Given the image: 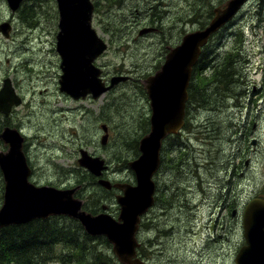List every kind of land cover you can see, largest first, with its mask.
I'll return each mask as SVG.
<instances>
[{"label": "rangeland", "instance_id": "rangeland-1", "mask_svg": "<svg viewBox=\"0 0 264 264\" xmlns=\"http://www.w3.org/2000/svg\"><path fill=\"white\" fill-rule=\"evenodd\" d=\"M118 1L111 5L112 0H92V27L107 44L94 65L105 84L116 76L127 77L97 100H73L59 91L54 0H26L15 11L9 38L0 35V88L8 78L23 99L9 117L0 115V129L13 127L24 136V154L33 171L30 181L56 189L82 184L79 197L87 201V211L105 212L115 219L119 214L115 191H105L79 166V150L104 161V180L135 184L127 163L139 155L137 139L143 133L138 126L150 115L141 80L162 65L166 47H174L184 34L202 28L199 22L206 25L213 8L227 0ZM10 14L5 0H0V23L9 22ZM240 30L242 39L234 40ZM220 31L203 48L206 68L200 76L210 78L231 52L228 96L213 99V108L195 113L191 130L176 137L171 149L165 145L161 151L156 204L142 218L137 235L146 245L150 264H235L244 245L241 223L227 213L218 217L215 231L210 226L203 231L200 223L209 211L216 213L207 208V204L214 207L207 202L229 201L237 211L249 199L264 197V0L246 3ZM197 82L194 78L191 83ZM232 89L243 108L232 107ZM102 125L107 128L104 145ZM228 162L232 166L227 174ZM2 187L0 176V206ZM211 219L214 222L216 217ZM95 249L115 261L111 248L100 241ZM58 257L53 264H67L65 255Z\"/></svg>", "mask_w": 264, "mask_h": 264}, {"label": "water", "instance_id": "water-1", "mask_svg": "<svg viewBox=\"0 0 264 264\" xmlns=\"http://www.w3.org/2000/svg\"><path fill=\"white\" fill-rule=\"evenodd\" d=\"M23 0H6L13 13ZM249 1L228 0L213 9V17L201 30L185 34L180 43L169 48L162 66L152 76L142 81L149 101V131L138 142L139 156L128 163L135 185L111 184L98 179L106 190L117 189L119 206L117 218L100 213L93 215L82 210V201L73 197L79 188L56 189L36 186L29 181L31 169L23 153L24 137L14 128H4L0 140L7 147L0 151V172L3 179V198L0 207V230L20 226L37 219L66 216L79 223L89 237H102L111 246L116 264H146L137 257L139 248L137 233L141 216L153 205V175L160 164L162 142L167 136L176 135L183 126L187 89L191 72L201 49L212 34L229 23ZM58 12V32L55 50L60 58L61 75L59 91L74 100L88 95L96 100L102 94L125 82L127 77L117 76L108 86L99 78L101 70L94 61L101 56L107 45L92 27V0H55ZM9 24H0V33L8 37ZM143 30L139 34L145 33ZM20 104L11 83L5 79L0 90V113L4 116L12 106ZM104 132L106 128L103 127ZM107 136L102 137L104 144ZM78 163L95 177L105 169L104 161L80 152ZM244 245L238 250L235 264H264V199L254 198L246 206L241 218Z\"/></svg>", "mask_w": 264, "mask_h": 264}, {"label": "trees", "instance_id": "trees-1", "mask_svg": "<svg viewBox=\"0 0 264 264\" xmlns=\"http://www.w3.org/2000/svg\"><path fill=\"white\" fill-rule=\"evenodd\" d=\"M103 1L109 2V0ZM115 3L120 4L118 0H112L111 5H115ZM97 5L98 3L95 5V12L98 11ZM160 13L161 15L157 19L161 24L162 9H160ZM205 23L199 22V25L203 27ZM236 39H242L241 30L235 34L234 40ZM219 50H222L221 47ZM219 55L220 53L216 56ZM232 55L231 52L225 55L224 64L208 78L200 76L206 68L205 52H202L193 68L192 80L196 78L198 82L194 86V83H190V98L198 97L197 102L205 107L211 105L213 99H224L228 96V82L231 80V77L229 79V70L231 68H228L227 65L230 64ZM138 127L142 128V137L149 130L148 119L140 121ZM134 144H136V140ZM135 151L137 155V147ZM97 241L108 246L110 250V245L105 239L89 237L75 221L65 217L37 219L24 225L9 226L0 230V264H53L57 262L59 253L65 255L67 259L64 261L67 264H116L112 257L96 251L95 243ZM145 252L146 245L142 244L140 250L142 259H147Z\"/></svg>", "mask_w": 264, "mask_h": 264}, {"label": "flooded vegetation", "instance_id": "flooded-vegetation-1", "mask_svg": "<svg viewBox=\"0 0 264 264\" xmlns=\"http://www.w3.org/2000/svg\"><path fill=\"white\" fill-rule=\"evenodd\" d=\"M24 2V1H23ZM23 2H21L20 3V5L19 6H22L23 5ZM54 2H55V0H54ZM55 4H56V2H55ZM56 6V5H55ZM56 12H57V6H56ZM10 16H11V19L9 20V22H7V23H9V25L11 26V24L13 23V22H15V19H14V16H16V12H14V13H12V14H10ZM6 18V17H5ZM8 19V18H7ZM57 20H58V13H57ZM2 23H4V22H1L0 24H2ZM189 87H190V84H189ZM1 88H2V86H1ZM1 88H0V90H1ZM187 95H188V97H187V101H186V104H185V115H184V118H183V126H182V129H181V132L179 133V134H177V135H174V136H168L164 141H163V144H162V149H161V151L165 148V145L167 146V148H169V149H171L172 148V141H174L175 140V138L176 137H178V136H180L183 132H185V131H189V130H191V125H190V121H195L196 120V118H197V116H196V114L195 113H198V111L200 110V109H211V108H213L214 107V105H212V103H211V105L209 104V105H207V106H205V107H202V105L199 103V102H197L198 101V97H192V98H190V96H189V89H187ZM238 95L239 94H237L233 89L229 92V100H231V102H233V104H232V107H234V108H236V109H239V108H243V106H242V104L241 103H237V98H238ZM20 99H21V103H22V101H23V99H22V96L20 95ZM83 100H87V98H85V99H83ZM15 108V106H12L11 108H10V110H9V112H8V115L7 116H5L4 118H7V117H9V115L11 114V112L13 111V109ZM190 113H191V115L192 116H189L190 115ZM210 125H212V123L210 122ZM6 127H8V126H6ZM11 128H13V127H11ZM15 129V128H14ZM213 130V129H212ZM1 143V142H0ZM186 143V142H185ZM25 144V143H24ZM1 145H2V143H1ZM2 148H3V150H5V147H4V145H2ZM23 149H24V146H23ZM2 150V149H1ZM80 150H82V149H80ZM79 150V151H80ZM23 152H24V150H23ZM183 157V156H182ZM27 160V159H26ZM27 162H28V160H27ZM181 164H182V166H183V160H182V162H181ZM231 162H228L227 163V165H226V169H225V173H229V169L231 168ZM160 168V166L158 167V169ZM233 168L234 167H232V171H233ZM157 169V171L159 172V170ZM157 171H156V173H157ZM155 173V174H156ZM153 175V177H152V180H153V182H154V202H153V206H152V208H150L149 210H148V212L146 213V214H148L150 211H152L153 210V208H154V206H155V204H156V194H157V186H156V183H157V180H156V177H157V175H158V173L156 174V175ZM113 184H115V183H113ZM117 184H119V182L117 183ZM79 187L78 188V190L76 191V193H75V195H74V197L75 198H77V199H81L79 196H80V193L82 192V190H83V185L82 184H77V185H74L73 187H71V188H74V187ZM108 191H115L114 192V194H113V196H114V198H115V196L116 195H119L120 194V191H118L117 189H115V188H112V189H110V190H108ZM255 198H261V197H255ZM203 199H205V197L203 198ZM253 198H251V199H249L248 201H246V203L243 205V207L242 208H240L239 210H234L233 209V204L232 203H230L229 201H224V202H222L221 204L220 203H218V204H216L215 205V201H211V202H207V203H212L213 205H214V207L211 205V204H207V208L210 210L211 208H213V210L214 209H216V213H214V212H212V211H209L208 212V217H207V219L205 220V221H202L200 224H201V226H204L205 227V229H203V231H205L206 229H208L209 228V226L211 227V229H212V231H215V229L217 228V226H218V222H217V220H218V217H225V215L227 214V213H229L228 215H229V217H232V219H234V220H237V217H238V219H239V221H240V223H241V218L243 217V214H244V211H245V208H246V206L249 204V201H251ZM262 199H264V197L262 198ZM81 201H82V199H81ZM83 203H82V208H83V210H85L86 212H87V201H82ZM198 205L197 206H195V209L197 210L198 209ZM144 217V216H143ZM193 217H196V214L195 213H193ZM212 217H216V220L214 221V222H212ZM208 220V221H207ZM192 221H194V219L192 220ZM208 237H212L211 235H208ZM140 243V242H139ZM154 244L155 245H157L158 244V242H157V239L155 238L154 239ZM141 246H142V243H140V246H139V248L137 249V255H138V257L139 258H141V255H140V250H141ZM155 251H157V249H155ZM142 259V258H141ZM147 264H150V259H143Z\"/></svg>", "mask_w": 264, "mask_h": 264}, {"label": "bare ground", "instance_id": "bare-ground-1", "mask_svg": "<svg viewBox=\"0 0 264 264\" xmlns=\"http://www.w3.org/2000/svg\"><path fill=\"white\" fill-rule=\"evenodd\" d=\"M192 143V142H191ZM185 169V168H184ZM174 173V172H173ZM205 184V183H204ZM185 220V219H184Z\"/></svg>", "mask_w": 264, "mask_h": 264}]
</instances>
